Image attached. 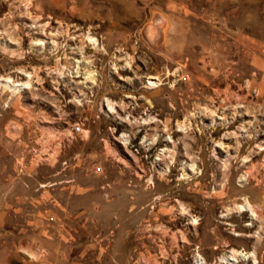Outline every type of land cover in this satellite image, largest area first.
Returning <instances> with one entry per match:
<instances>
[{"label": "rangeland", "instance_id": "374dc122", "mask_svg": "<svg viewBox=\"0 0 264 264\" xmlns=\"http://www.w3.org/2000/svg\"><path fill=\"white\" fill-rule=\"evenodd\" d=\"M0 166L36 264H264V0H0Z\"/></svg>", "mask_w": 264, "mask_h": 264}, {"label": "crops", "instance_id": "0c3cea01", "mask_svg": "<svg viewBox=\"0 0 264 264\" xmlns=\"http://www.w3.org/2000/svg\"><path fill=\"white\" fill-rule=\"evenodd\" d=\"M72 158L78 160L80 154L75 153ZM72 182V178L64 174L60 180L62 184L59 191L72 193L74 188ZM47 190L44 182L38 181L36 185L30 180V176L18 177L0 166V264H36L29 260L26 254L36 255L31 242L33 240L31 225L35 224L36 217L40 222L47 223L46 219H43L45 217H40V212L34 215L36 208L45 206L42 202L47 197L44 195ZM38 209L36 210L40 211ZM60 210L62 214L63 210ZM61 214V220L64 221ZM36 233L40 235L44 234V231L39 229ZM65 233L68 234L63 229L61 234Z\"/></svg>", "mask_w": 264, "mask_h": 264}, {"label": "bare ground", "instance_id": "6f19581e", "mask_svg": "<svg viewBox=\"0 0 264 264\" xmlns=\"http://www.w3.org/2000/svg\"><path fill=\"white\" fill-rule=\"evenodd\" d=\"M162 154H163V156H167V154L168 153H165V151H163L162 152ZM189 168L192 170V171H195V169H197L196 168V165L195 164H190L189 165ZM187 169V168H186ZM186 175H190V173L189 174H186ZM183 177H185V174H184V176ZM251 178V177H250ZM185 179V178H184ZM244 181H248V178H246V179H244ZM221 194V193H220ZM164 209V208H163ZM240 209L243 211V212H248V213H250L251 214V217L253 218V219H256L257 218V216L259 215V209H256V207L249 201V200H246V204L245 205H242L241 207H240ZM168 211V210H167ZM166 210H165V212H167ZM164 212V211H163ZM182 212H184L185 213V211H184V209H183V211ZM183 213V214H184ZM159 218V217H158ZM189 220H190V223L191 224H197L198 223V219L197 218H195V217H192V218H189ZM156 221H158V220H156ZM178 222H172L171 224L172 225H176ZM161 226V225H160ZM159 226V230L161 231V232H163V235L166 237L167 236V234H168V229L166 228V230H164V228H162V226L160 227ZM162 229V230H161ZM198 230V229H197ZM171 231V230H170ZM170 233V232H169ZM180 239H183L182 241H184L183 243L185 244V248H189L190 246H191V244H190V239H189V235L185 232V231H182L181 232V237H180ZM240 256H243V254L242 253H240L239 254ZM201 256L199 255V257H197L196 258V264H202L203 263V261H202V259L200 258ZM231 260H235V258H234V256H233V258H231Z\"/></svg>", "mask_w": 264, "mask_h": 264}, {"label": "built area", "instance_id": "2783aa9c", "mask_svg": "<svg viewBox=\"0 0 264 264\" xmlns=\"http://www.w3.org/2000/svg\"><path fill=\"white\" fill-rule=\"evenodd\" d=\"M82 131H83V129H82V127H81V125H80V123H78V122H76V123H73L71 126H70V130H69V133L67 134V139L68 140H72V139H74L75 137H77V136H80L81 134H82ZM22 158L23 157H19V159H18V173H21V172H23V171H26L25 169H26V167L24 166V164H23V161H22ZM65 163V162H64ZM93 170L95 171V172H100L101 171V167H99V166H95L94 168H93ZM49 220H54L53 219V217H49ZM42 253H44V251H41Z\"/></svg>", "mask_w": 264, "mask_h": 264}]
</instances>
